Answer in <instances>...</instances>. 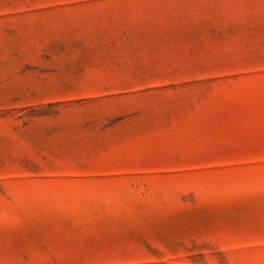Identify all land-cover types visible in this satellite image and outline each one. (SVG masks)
I'll return each mask as SVG.
<instances>
[{
    "label": "rangeland",
    "instance_id": "rangeland-1",
    "mask_svg": "<svg viewBox=\"0 0 264 264\" xmlns=\"http://www.w3.org/2000/svg\"><path fill=\"white\" fill-rule=\"evenodd\" d=\"M0 264H264V0H0Z\"/></svg>",
    "mask_w": 264,
    "mask_h": 264
}]
</instances>
